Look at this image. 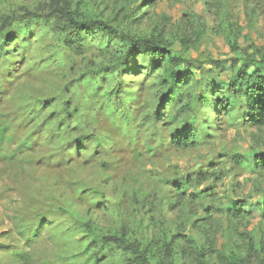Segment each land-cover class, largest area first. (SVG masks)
I'll return each instance as SVG.
<instances>
[{"label": "rangeland", "instance_id": "rangeland-1", "mask_svg": "<svg viewBox=\"0 0 264 264\" xmlns=\"http://www.w3.org/2000/svg\"><path fill=\"white\" fill-rule=\"evenodd\" d=\"M70 2L127 38L162 34L200 84L167 116L160 72L138 58L125 75L118 40L66 41L51 0H0V264H264V127L209 95L264 54V0ZM184 127L196 145L174 148Z\"/></svg>", "mask_w": 264, "mask_h": 264}, {"label": "trees", "instance_id": "trees-1", "mask_svg": "<svg viewBox=\"0 0 264 264\" xmlns=\"http://www.w3.org/2000/svg\"><path fill=\"white\" fill-rule=\"evenodd\" d=\"M155 1V0H154ZM147 6L153 5L151 2H146ZM50 8L47 16L58 19L65 25V40L77 41L81 36H86L89 32H98L107 38L116 39L121 44L124 50V57H127V62L123 65L127 70L125 75L132 74L128 61L134 60V64L138 58L143 59V63L139 66L140 71L160 72V84L163 87L164 94L160 97L158 107L162 113L167 114L168 106L174 102L175 117L178 120L182 113L190 110V104L185 102L184 93L186 89L193 88L200 84L199 81L192 79L191 70L198 69L190 66L184 56L175 54L169 49V45L162 39V34H157L148 37L127 38L123 36L116 28L109 23L99 20L78 17L70 0H51ZM25 16L29 20L38 19V15L26 13ZM12 38L6 34L2 38L0 45L13 44ZM234 51V48H231ZM147 64V68L144 67ZM252 70L250 72L249 70ZM130 72V73H129ZM192 88V87H191ZM224 91L228 96L220 95L219 89L212 86L209 90V95L213 105H217L222 113H228L230 109L238 104L244 107L242 115L246 122L256 128L264 127V54L259 60L248 58L243 61L234 60L231 65V80L228 86L224 87ZM122 101V100H120ZM207 108V102H202ZM212 108V107H211ZM236 108V107H235ZM213 109V108H212ZM215 111V110H212ZM168 116V114H167ZM166 115L155 117V120L165 122ZM183 128L179 134L172 138L171 145L177 149H186L196 145L194 142V134L186 131ZM236 164H240L238 158L234 159ZM254 170H264V152L258 153L253 158ZM264 217V198L262 207ZM115 239V238H114ZM117 240V239H115ZM115 244V242L113 241ZM116 245V244H115ZM124 249L133 255L142 256L137 247L133 244H125ZM233 259L237 257L233 254ZM142 264H149L145 259H141ZM234 264H238L235 262ZM241 264V263H240Z\"/></svg>", "mask_w": 264, "mask_h": 264}]
</instances>
